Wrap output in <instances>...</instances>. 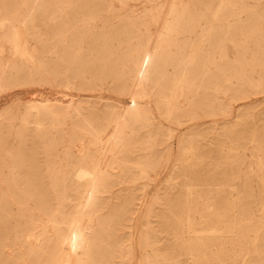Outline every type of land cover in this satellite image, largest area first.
Returning <instances> with one entry per match:
<instances>
[{
  "label": "rangeland",
  "instance_id": "1",
  "mask_svg": "<svg viewBox=\"0 0 264 264\" xmlns=\"http://www.w3.org/2000/svg\"><path fill=\"white\" fill-rule=\"evenodd\" d=\"M20 1L0 0V264H56L51 257L58 252L70 254L68 246L57 244V229L50 218L60 209L70 219L82 201L72 172L85 148L77 143L70 124L63 126L49 117L38 123L35 112L29 121L24 120L26 108L33 103L78 107L82 116L96 121L108 113L121 114L124 107L122 114L132 108L126 128L128 146L121 154L116 152L124 162L112 169L109 154L102 167L110 174L109 183L82 217L95 229L88 261L85 249L76 251L79 259H85L80 264H195L191 255L180 253L185 252L180 249L184 235L219 236L213 247L216 251V246L228 242L223 213L236 223L235 228L239 226L237 230L250 222L260 224L262 219L264 225V0L263 7L255 6V0H227L230 6L244 1L249 8L235 10L234 16L228 13L220 21L211 18L217 0H185L189 2L186 15H195L198 25L196 32L187 31L171 44L174 52L167 70L170 79L179 75L177 63L189 61L198 47L193 56L196 70L187 76L191 86L171 117L155 91L150 96L139 95L128 74L135 48L159 30V25H146L147 12L151 6L159 9L163 0H43L45 7L37 10L33 23L41 38L25 44L32 53L27 58L14 54L12 29L1 24L2 17L18 12ZM250 14L263 20L248 24ZM237 18L242 22L235 29ZM208 31L210 40L200 38V33ZM164 94L168 95V89ZM136 109L146 115L141 125L134 121ZM64 193L69 200L63 199ZM255 233L250 232L249 241ZM238 235L234 232L233 238ZM175 240L180 242L174 244ZM245 257L238 256L235 264H247Z\"/></svg>",
  "mask_w": 264,
  "mask_h": 264
},
{
  "label": "bare ground",
  "instance_id": "2",
  "mask_svg": "<svg viewBox=\"0 0 264 264\" xmlns=\"http://www.w3.org/2000/svg\"><path fill=\"white\" fill-rule=\"evenodd\" d=\"M53 1H55V0H53ZM152 3H154V2H152ZM254 4H255V6L258 7V6H261V4H263V3H262V0H255V3ZM17 5H18L17 9H19L18 12L16 13V12L13 11V13L7 14L6 16L2 17L1 24L2 25L8 24L9 28L12 29L11 32H10L11 33V36L10 37L12 38L11 40H12V44H13L14 54H16V56L19 57V58H27V57L31 56L32 53L30 54L28 52V50L25 48V44L28 41H30L31 39L37 38V37H39L41 35V32L34 31L33 30V23L37 19V15H36L37 10L44 8L45 7V2L43 0H21L19 3H17ZM261 7H263V5ZM188 8H189V2H187L185 0H163V2L161 4V6L159 7V9L157 7H155V6H151L149 8V11L147 13L150 14V20L147 22L146 25H148V26H158L159 25V30L156 33L157 36L155 35V33L153 34V32H152L151 34L148 35V38L146 39V42L143 45H140L139 44L140 46H138L137 48H135V50H134L135 51V60H134V63L132 65V67L128 71V74L132 77V83H133L134 87L136 88V92L139 95H141V96H150L151 94H153V90H154L155 91V94L157 96V101L160 104H165L166 105L167 108L166 107L165 108H166L168 117H171V114L174 112V110H177L178 111V106L177 105L179 104L180 98L181 97H185L186 91L189 90V88L191 86L190 85V82H189V80L187 78V76L189 74H192L196 70V62H194V57L193 56L195 55L196 49L198 47H195L193 49V51H192L193 54L191 55V59L189 61H187L186 63H183L182 62L183 64L181 62H178L177 63V66H176L177 68L176 69H179V73H180L179 75H177L174 78L170 79V76H169V73H168V70H167V66L171 64L170 63V60H169V57H170L171 53L174 52L172 49H170L171 44L172 43H175V41L179 40L180 36L183 33H186L187 31L196 32V28L195 27L198 25L199 19H197L195 17V15H193V14L186 15V12H187ZM247 8H249V7H248V5L244 1H242L239 6H237V4H235L234 6H230L229 3L227 2V0H217L216 5L214 6V8L211 11V18L212 19H215L216 21H220V20L224 19L228 13H230L229 15L234 16V15H236V14H233V12L235 10L236 11L241 10V12H242V11L247 10ZM259 9L261 10V8H259ZM263 15H264V13H263ZM240 19H238V18L237 19H234L235 29L238 27L239 22H240L239 21ZM247 19L249 20L248 24H251L253 20H257V19L260 20V19H262V17L260 15L250 14L249 17H247ZM202 23H203V21H202ZM209 23H210V21H209ZM155 28H157V27H155ZM254 28H255L254 26H250V30L253 33L256 32ZM200 35H201L200 38H202V39L203 38H206V40H210V37H209L210 36V32L209 31L206 32V33H203L202 32V33H200ZM40 38H41V36H40ZM243 38H244V36H243ZM46 41H48V40H46ZM230 41H231V44L234 42L233 39H230ZM240 41H241L240 45L243 46V44H245V42L242 39ZM242 41H243V43H242ZM44 42H45V39H44ZM62 42H63V40H62ZM235 43L237 44L236 41H235ZM187 44H188V42H187ZM176 51H179V48L178 47L176 48ZM30 52H32V51H30ZM33 52H34V50H33ZM37 53H38V51H37ZM40 54H41V52H40ZM190 54H191V52H190ZM216 55H218V54H216ZM204 57H203V60H204ZM212 57H213V54H212ZM232 58H233V56H232ZM207 59L208 58H206V60ZM36 61H37V59H36ZM220 63H221V61H220ZM225 63H226V61H225ZM211 64L213 65V63H211ZM1 65L2 64L0 63V66ZM208 66H209V64H208ZM9 68H11V70H12L14 68V66L13 65L12 66H9ZM245 70H246V68H245ZM223 71H225V70H223ZM4 72H5V70L3 71V73ZM174 72H175V70H174ZM28 73H30V72H28ZM155 76H157L156 77L157 79L154 78ZM158 79L159 80L162 79V82L160 83V81ZM167 81H172V83L171 84H168ZM168 85H170V86H168ZM2 87H3V85H2L1 79H0V88H2ZM134 87H133V89H134ZM165 89H168V95L167 96L164 94V90ZM178 91L181 92L180 93L181 95H178ZM220 93H221V91H220ZM215 96H217V95H215ZM137 98L139 99V97H137ZM59 102H61V101H59ZM124 108L120 110V111L123 110L122 111L123 113H124V110H126L127 107H124ZM131 109L132 108H129L126 111V114H122V112H121V114L120 113H115V114L108 113L107 115L105 114L102 117V119H100L99 121H96V120H92L90 118H86V117L82 116L81 110L78 107H71V106L68 107V106H63V105H59V104H40V103H33V104H30L26 108L27 117L24 119L26 121L28 120L29 116H31V114L33 112H35L36 115H37V117L39 118L37 120L38 123H41L44 118H46V117L48 118L49 117L54 122H58V123L62 124L63 126H66V125H69L70 124V126H71V128L74 131V134L76 136L77 143L80 144V145H82L85 148V150L83 152H81L82 153V156H81L80 161H78L77 164L74 166V170L72 172V179L75 180L74 182H76L78 184V186H76L75 189L77 190V192L80 193V198H82V201H80V203L76 206V209L74 211L75 213H74L73 216H71L70 219L65 218L64 214H62V212L60 213V211H59L60 209H57L56 212L53 213V215H52L51 218L49 217L51 219L50 221H52L53 227L55 229H57V232H56V236H57V239H58L57 244H59V247H62L60 245H66V246H68V248H69V250L71 252L67 256H62L58 252V254L56 256L51 257L50 259L51 260H55L56 261V264H80L81 262H84L85 259L84 260L83 259H79L76 256V253L79 254L78 252H76L79 249H85L86 250V253H87V259H86V261H88V259H89L88 258L89 257V252H90L91 247H93V243H94V242H91V239H93V237H94L92 234L94 233L95 225L92 224L90 221L83 222L82 221V217H84V215H86V212H88V210H90L93 206L96 205L97 200H98L99 193L102 192L103 190H105V188L107 187V185L109 183L108 182V178H109L110 174H109V172H105V170L103 171V168H102L103 165H104V163L108 159L109 154H111V156L113 157L112 163L110 165L112 169L119 168V166L122 165L123 162H124V161H121V158L119 157V155L117 156L116 152L118 151V154H121L124 150H126V148L128 146V141L126 139L129 138V132L126 131V128L128 126V116L132 115V110ZM162 112H163V110H162ZM162 112H160V113H162ZM145 117H146V115H145V113L142 110L136 109L134 111V118H135L134 121L136 123H138L139 125L142 124V122L144 121ZM237 141H239V140H237ZM234 147H235V145H234ZM191 150H193V149H191ZM200 154L202 155L203 154V151ZM238 163H239V161H238ZM135 166H137V165H135ZM72 169H73V167H72ZM230 169H231V167H230ZM263 171H264V169H263ZM145 172H147V170ZM187 172H188V169H187ZM191 172H193V171H191ZM261 172H262V170H261ZM216 173H218V172H216ZM197 175H198V173H197ZM205 175H206V173H205ZM203 176H204V174H203ZM215 177H213V178H215ZM207 178H209V177H207ZM245 180H246V178H245ZM246 181H248V180H246ZM188 185H190V184H188ZM261 188H263V185H262ZM245 189H246V187H245ZM249 189H250V187H249ZM207 192H209V191L207 190ZM188 193H189V191H188ZM250 193H251V190H250L249 194ZM206 194L207 193H205V195ZM249 194L247 195V198L251 195V194L250 195ZM175 195H176V193H175ZM201 195H199V196H201ZM189 196H190V194L188 195V197ZM196 196H195V198H196ZM214 196H215V194H214ZM188 197H186V198H188ZM63 199L64 200H69L70 198H69L68 195H65V193H64ZM219 199H221V198H219ZM250 199H249V201H250ZM61 200L62 199H59V202ZM180 200H181V198H180ZM200 200H201V198H200ZM200 200H199V202H200ZM244 200H246V198L243 199V201ZM189 201H191V199ZM196 201H198V199ZM234 201H237V200H234ZM171 202H172V199H171ZM253 202L254 201H252L251 203H253ZM182 203H184V202H182ZM209 203H210V201H209ZM221 204H223V203H221ZM178 205L180 206V204H178ZM196 205L199 206L198 204H196ZM224 205H222V206H224ZM245 205L246 204L244 203V206H242V208L245 207ZM185 206H186V204H185ZM188 206H189V203H188ZM200 206H201V204H200ZM200 206H199V208H200ZM203 206L205 207V205H203ZM167 208H165V209H167ZM218 208L220 209L221 207L219 206ZM224 208H225V206H224ZM170 209L172 210V208H170ZM243 209L246 210V208H243ZM249 209H251V208H249ZM176 210H177V208H176ZM204 210H205V208H204ZM209 210L207 209L205 211H209ZM223 210L224 209H222V211ZM239 210L241 212V209H239ZM196 211H197V209H196ZM226 211H228V210H226ZM235 211H237V210H235ZM163 212L165 213V211H163ZM168 212H169V210H168ZM173 212H174V210H173ZM197 214H199V213H197ZM204 214H206V213H203V215ZM236 214H237V212H236ZM190 215L193 216V211H192V214H190ZM250 215L251 214H249V217H250ZM168 216H170V215L168 214ZM210 216H211V219H212L213 213H211ZM226 216H227L226 213H223L222 216H221V220L223 221V223L226 224V229H227L226 231H227L228 242L226 241L227 242L226 245H221L219 247L216 246L217 250L214 251V248L213 247L219 241V238H218L219 236H217L215 238H211V237H207L206 238V236H205V238H203V237H198V236L195 237V236H190V235L187 237L186 235H184L183 238H182L184 240V242H180V241L179 242L182 243L180 245V249H182L185 252H182L181 251L180 253L181 254L183 253L184 254L183 256H185V255H191L193 257V260H194V263L195 264H235L236 263L235 262V259H237V257L238 256H241V255H246L247 258L246 257L245 258L248 260L247 264H264V225L261 224L263 222V219L261 218L262 219V222L260 224L250 222V223L245 224L244 226L242 225L243 227L240 226L241 228L239 230H237V228L239 226L237 228H235L234 227V224H236V223L233 224L232 222H230L229 219H228V217H226ZM233 216H234V213H233ZM244 216H246V215H244ZM175 218H177L176 215H175ZM181 218H182V216H181ZM240 218H241V216H240ZM263 218H264V216H263ZM254 219H255V217H254ZM238 220L240 221V219H238ZM243 220H244V218H243ZM215 221H216V219H215ZM215 221H213V222H215ZM219 221H220V219H219ZM239 221H237V223ZM164 222H165V220H164ZM190 222H191V220H190ZM205 222H206V220H205ZM179 223H180V220H179ZM179 223H177V224H179ZM208 223H209V221H208ZM180 224L182 225V223H180ZM195 224H197V223H195ZM190 226H192V225H190ZM159 227H160V225H159ZM163 227H165V226H163ZM223 227H222V229H223ZM189 228H191V227H189ZM180 229H178V230H180ZM196 229L197 228H195V230ZM195 230H193V231H195ZM191 231H192V229H191ZM209 231H211L210 228H209ZM251 231H256V233H255L256 234V237H253V238H255L253 241H249V238H248V236H249V234H250ZM168 232L170 233V231H168ZM186 232L187 231H185L184 233H186ZM215 232H218V231H215ZM234 232H236L237 235L239 234L238 237H237V239L236 238L235 239L233 238ZM144 234H145V232H144ZM147 235H149V234L147 233ZM193 235H195V234H193ZM208 235H210V234H208ZM155 236H157V235H155ZM163 236H165V235H163ZM253 236H254V234H253ZM177 238H178V236L176 237V239ZM223 238H224V236H223ZM146 239L148 240L149 238L147 237ZM171 239H173V237ZM151 241L153 242V240H150V242ZM142 242H144V241H142ZM150 242L148 241L147 243H150ZM173 242H172V244H173ZM179 242H176V240H175L174 244L179 243ZM3 245H5V244L3 243ZM177 245H179V244H177ZM158 247H159V245H158ZM163 247H165V246H163ZM246 247L248 249H246ZM3 248H4V246H3ZM178 249L179 248L177 247V251H178ZM168 250H169V248H168ZM158 251H160V250H158ZM60 252H62V251H60ZM232 254H235V257L236 258H233L232 259L231 256H234ZM167 256H169V255H167ZM153 258H156V257H153ZM166 258H168V260H169V257H166ZM172 258H174V256ZM175 260L177 261V259H175ZM175 260H174V262H175ZM155 261H156V259H155ZM146 262H147V260H146ZM176 263H178V262H176ZM170 264H172V263H170Z\"/></svg>",
  "mask_w": 264,
  "mask_h": 264
}]
</instances>
